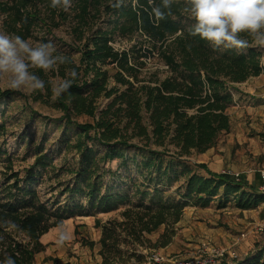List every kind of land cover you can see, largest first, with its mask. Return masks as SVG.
<instances>
[{
  "label": "trees",
  "instance_id": "16d2710c",
  "mask_svg": "<svg viewBox=\"0 0 264 264\" xmlns=\"http://www.w3.org/2000/svg\"><path fill=\"white\" fill-rule=\"evenodd\" d=\"M103 1L84 0L82 15L77 17L74 31L82 43L75 50L80 53L79 63L60 65L47 75L37 70L47 82L46 90L35 92L32 99L43 103L53 97L52 79L67 78L69 68L78 73L71 95L65 93L53 102L61 113L56 122L64 131L75 134L74 142L64 140L65 151L75 154V165L67 170L71 177L58 181L55 187L60 197L65 196V202L40 200L35 186L52 162L38 146L34 163L24 175L11 174L0 187V261L10 256L15 264H35L36 255L46 248L42 236L65 220L81 216L83 200L87 211L98 213L125 207L122 220L96 223L101 228V264H125L130 247L149 244L148 236L161 228L157 244L165 247L187 207L205 209L216 203L223 209L233 202L239 210L248 211L264 203V192L257 182L247 186L245 181L236 182L191 161L193 155L206 153L229 133V111L235 104L233 87L263 73L260 47L243 52L214 50L208 41L191 36L189 29L194 21L184 11L186 0H173L170 9H163L162 0H154L164 11V18L159 20L151 14L147 0H137L134 8L132 0H123L119 6H114L118 3L114 0L101 8ZM26 3L0 2V15L4 13L8 21L6 27L14 31L19 24L22 28L15 35L26 39L38 23L47 29L56 25L52 15L45 20L39 11L24 17ZM99 13L115 16L111 30L89 27V21L100 17ZM59 14L66 18L63 12ZM111 31L120 35L145 33L169 75L163 79L157 75L148 80L140 78L139 59L145 56H134L137 46L115 51L109 44ZM107 66L112 68V75L104 69ZM13 97L23 96L13 90L0 93V100ZM78 118L87 120L79 122ZM127 151L133 155L127 156ZM113 161H120V167L128 173L123 185L103 183L105 176L116 175L107 168ZM199 170L206 171L207 176ZM85 245L92 249L95 243ZM250 252L244 263L234 259L231 264H264V245H256Z\"/></svg>",
  "mask_w": 264,
  "mask_h": 264
},
{
  "label": "rangeland",
  "instance_id": "374dc122",
  "mask_svg": "<svg viewBox=\"0 0 264 264\" xmlns=\"http://www.w3.org/2000/svg\"><path fill=\"white\" fill-rule=\"evenodd\" d=\"M113 1L104 0L101 8L104 4H110ZM147 1L150 5L149 0ZM0 2L11 4L14 0H0ZM83 2L84 0H72V6L67 12L60 8H54L50 12L51 3L41 4L37 0H27L26 6L22 10L24 17L39 11L41 18L45 20L52 15V22H55L56 25L47 29V26L38 23L31 27L30 35L26 39H30L34 43L51 41L56 45L58 52L68 55L78 64L80 53L75 50L82 43L78 41L74 30L78 25L77 17L82 15ZM131 4L133 8L136 7L137 0H132ZM89 6L93 5L89 4ZM59 12H63L66 18H61ZM5 18V14L2 13L0 15V31L15 35L18 30H22L19 24H16L14 31L8 29L6 27L8 21ZM115 20L114 15L109 17L100 15V17L89 21V27L109 31L113 28ZM5 21L7 22L5 23ZM111 35L112 41L109 44L115 51H128L133 46H137L136 51L133 52L134 56H145L139 59L142 64L139 65L140 78L148 80L153 75H157L163 79L169 75L168 67L160 58L158 50L153 48L145 33L138 31L131 35H120L111 31ZM260 49L264 71V48L260 47ZM104 69L110 71V75L113 74L110 66ZM59 79H52L51 83L54 84ZM113 84L111 81V85ZM233 88L234 94H237L236 91L241 92L242 90L241 86ZM3 91L6 90L0 89V93ZM16 92L23 97L0 100V153L3 154L0 155V187L11 174L19 173L20 177L23 176L24 171L34 163L36 148L42 146L44 152L49 155L52 164L45 169L41 180L35 186L36 190L41 201L52 203L59 200L63 205L65 196L60 197L59 189H55V187L58 181L64 182L71 177L67 170L75 165V154L65 151L64 140L68 138L74 142L75 134L72 130L64 131L63 127L56 122L61 113L53 107L54 97L48 103L35 102L32 99L34 93ZM245 95L240 94L239 99L234 97L235 104L230 109L229 115L232 122L235 121L237 129L246 123L243 128H247L248 135L243 136L245 141L241 145L232 146L230 154L223 161L227 163L225 166H230L227 169L241 173V179L238 182L245 181L247 186L257 182L259 190H261L264 188L259 174L260 171H264V127L255 118L259 116L260 107L264 106V101L262 102L261 98L253 95H250L251 98H245ZM77 120L85 122L87 119L78 118ZM219 144L214 147L215 150ZM215 154L223 156V153L215 152ZM126 155L132 156L133 152L127 151ZM198 157L199 155H193L191 160L195 162ZM107 168L116 172V175L114 178L109 175L103 178V183L106 186L125 184L128 173L120 167V161L110 162ZM84 201L82 204L85 209L81 216L65 220L62 226L53 228L46 234L43 240L46 245L45 251L36 257L35 264H101L102 259L98 254L101 228H97L96 223L104 224L110 220H122L121 212L125 210V207L120 206L110 213H98L87 211ZM232 207H235L233 202L223 209H218L216 203H213L210 207L205 208L206 210L200 209V212L194 213L188 221L183 222L184 227L180 228L178 224L176 225L175 235L165 247L157 244L159 236L163 233V228H161L158 232L148 236L149 244L143 247H130L132 250L125 256V264H146L153 252L165 257L190 259L195 257L199 251L207 250L208 247L236 251L237 261L244 263L243 260L250 256L251 252L249 251L247 255L243 253L240 255L237 251L239 244L249 241L252 250L256 245H264V203L248 211ZM224 209L227 210L222 212L221 210ZM242 233H245V237L239 240ZM222 237L226 239L230 237L232 242H224ZM86 242H94V248L91 249L85 245ZM122 248L126 249V246L123 245ZM132 253H134L133 256L128 258ZM231 263H233L232 260L228 258L223 264ZM254 264H261V262L257 261Z\"/></svg>",
  "mask_w": 264,
  "mask_h": 264
},
{
  "label": "clouds",
  "instance_id": "9594fccd",
  "mask_svg": "<svg viewBox=\"0 0 264 264\" xmlns=\"http://www.w3.org/2000/svg\"><path fill=\"white\" fill-rule=\"evenodd\" d=\"M123 0H118L119 6ZM151 14L157 19L164 18V11L149 0ZM173 0H162L163 9H170ZM72 0H51L52 8L67 12ZM184 11L194 21L189 29L193 37L199 36L208 41L214 50L235 49L239 52L249 47L264 48V0H186ZM74 61L56 45L49 41L34 43L19 35L0 31V89L23 91L26 93L45 92L46 81L37 74L45 75L57 71L60 65ZM67 78L52 84L54 98L67 93L78 77L75 68L67 70ZM0 264H15L9 256Z\"/></svg>",
  "mask_w": 264,
  "mask_h": 264
},
{
  "label": "crops",
  "instance_id": "0c3cea01",
  "mask_svg": "<svg viewBox=\"0 0 264 264\" xmlns=\"http://www.w3.org/2000/svg\"><path fill=\"white\" fill-rule=\"evenodd\" d=\"M264 72V71H263ZM264 73H262L259 77L256 78H251L248 81H246L245 83L242 84H236L235 86H241L242 90L241 92H237V94L233 93V97H235V99H239L240 98V94H246L244 97L245 98H251L250 95L253 96H257L258 98H261L262 102L264 101ZM256 92H259L256 94ZM256 100V99H255ZM264 103V102H263ZM260 111H259V116H257L255 118V120H259L260 121V125L262 127H264V113H262V111H264V106L260 107ZM251 110V109H249ZM243 112V111H242ZM246 123H243L242 127H240V129H237L235 127V121L232 122L231 119V128L229 133L223 134L220 138V141L218 142L219 146L217 147V149L215 150L214 148L208 150L206 153L199 155L197 161L195 160V162L193 160H191L194 163H199V164H204L207 166L208 170L212 173H221L222 170H225L227 168H230V166L226 165L223 161V159H225V157L230 154V151L232 149V146L234 145H241L244 140L243 136L248 135V131L247 128H243L245 126ZM215 152L217 153H223V156L220 157L219 154H215ZM227 164V163H226ZM199 173L202 176H207V173L204 170L199 171ZM235 208V207H232ZM206 210V209H204ZM227 209L221 210L222 212H224ZM201 210L195 207H187L184 209L183 212V217L181 219V221L178 223L179 227H184V223L185 221H188L189 218L192 217V215L196 212H200ZM46 235L42 236L41 238V242L45 245V243L43 242L44 237ZM223 238V237H222ZM224 242H232L231 238L228 237L227 239L224 237L223 238ZM250 243L249 241L243 242L241 244L238 245L237 247V251L240 255H242V253L244 255H247L249 253V251L252 250V247H250ZM250 247V248H249ZM40 255V254H38ZM36 255V257L38 256ZM35 257V259H36Z\"/></svg>",
  "mask_w": 264,
  "mask_h": 264
},
{
  "label": "built area",
  "instance_id": "2783aa9c",
  "mask_svg": "<svg viewBox=\"0 0 264 264\" xmlns=\"http://www.w3.org/2000/svg\"><path fill=\"white\" fill-rule=\"evenodd\" d=\"M222 175H226L238 182L241 179V173L234 172L229 169L222 170ZM260 178L264 184V171H260ZM261 192H264V188H261ZM245 237V233L239 236V240ZM235 246V244H234ZM237 259L236 251L225 249H214L208 247L207 250L203 249L199 253L190 259H179L177 257H165L157 252H153L146 264H223L226 259Z\"/></svg>",
  "mask_w": 264,
  "mask_h": 264
}]
</instances>
